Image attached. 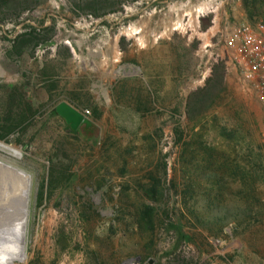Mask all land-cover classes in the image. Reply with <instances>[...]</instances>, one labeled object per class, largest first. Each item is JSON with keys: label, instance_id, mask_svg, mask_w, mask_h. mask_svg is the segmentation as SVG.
<instances>
[{"label": "rangeland", "instance_id": "1", "mask_svg": "<svg viewBox=\"0 0 264 264\" xmlns=\"http://www.w3.org/2000/svg\"><path fill=\"white\" fill-rule=\"evenodd\" d=\"M228 18L264 0H0V141L31 174L7 264H264V103Z\"/></svg>", "mask_w": 264, "mask_h": 264}, {"label": "water", "instance_id": "2", "mask_svg": "<svg viewBox=\"0 0 264 264\" xmlns=\"http://www.w3.org/2000/svg\"><path fill=\"white\" fill-rule=\"evenodd\" d=\"M56 111L74 130H77L82 123L88 120L84 112L67 101H61L56 106ZM2 151L4 153H0V264H7L14 261V258H11V250L15 246L20 247L21 256L26 252L31 174L15 162L14 158L22 156L19 148L6 143V148ZM6 170L23 177L26 181L22 190L24 202L17 204L20 210L12 208L14 203L17 202L13 201L11 196H8V189H10L13 181L9 179V182H7ZM18 235L19 240L15 239ZM9 238L14 240L11 241ZM133 260H139V257L127 259L124 264H132Z\"/></svg>", "mask_w": 264, "mask_h": 264}, {"label": "built area", "instance_id": "3", "mask_svg": "<svg viewBox=\"0 0 264 264\" xmlns=\"http://www.w3.org/2000/svg\"><path fill=\"white\" fill-rule=\"evenodd\" d=\"M220 31L231 64L240 71L249 89L264 103V18H228ZM132 264L140 263L133 260Z\"/></svg>", "mask_w": 264, "mask_h": 264}, {"label": "bare ground", "instance_id": "4", "mask_svg": "<svg viewBox=\"0 0 264 264\" xmlns=\"http://www.w3.org/2000/svg\"><path fill=\"white\" fill-rule=\"evenodd\" d=\"M202 10V7L199 5H195L194 7H192V14L193 16H198V14L200 13V11ZM176 23H170L166 26V32L168 34H171L172 31L175 29L174 26ZM6 148V142H1L0 141V150L5 149ZM6 179L7 182H9V179H12L13 183L11 184V187L8 193V196H11L13 201H16L17 203H14V206L12 208H18V210H20V207L17 206V204H22L24 202V196L22 194V190L25 187V179L21 176H18L17 174L10 172L8 170H6ZM18 200V201H17ZM29 204V202H28ZM29 207V205H28ZM30 211V209H29ZM15 238V236H14ZM17 240H19V235L15 238ZM9 240L13 241L14 239L9 238ZM18 242V241H17ZM11 258H14L13 260H19L21 258V254H20V247L19 246H15V248L13 250H11Z\"/></svg>", "mask_w": 264, "mask_h": 264}, {"label": "trees", "instance_id": "5", "mask_svg": "<svg viewBox=\"0 0 264 264\" xmlns=\"http://www.w3.org/2000/svg\"><path fill=\"white\" fill-rule=\"evenodd\" d=\"M24 119H21L20 123L23 122ZM142 218L147 221L148 225L151 227L155 226L156 219L154 215V207L151 205H147L143 211ZM189 264H192L189 262Z\"/></svg>", "mask_w": 264, "mask_h": 264}]
</instances>
